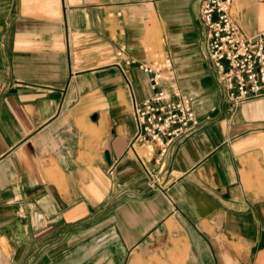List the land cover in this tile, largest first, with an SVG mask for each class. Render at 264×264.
<instances>
[{
	"label": "crops",
	"instance_id": "obj_1",
	"mask_svg": "<svg viewBox=\"0 0 264 264\" xmlns=\"http://www.w3.org/2000/svg\"><path fill=\"white\" fill-rule=\"evenodd\" d=\"M201 0H0V264H264V98L234 108ZM242 33L264 0H232ZM135 61L160 49L198 128L136 157Z\"/></svg>",
	"mask_w": 264,
	"mask_h": 264
},
{
	"label": "built area",
	"instance_id": "obj_2",
	"mask_svg": "<svg viewBox=\"0 0 264 264\" xmlns=\"http://www.w3.org/2000/svg\"><path fill=\"white\" fill-rule=\"evenodd\" d=\"M232 0H201L199 20L204 29V52L215 72L222 96L234 108L246 101L264 98V29L248 37L230 15ZM116 64H135L147 75L150 93L132 100L134 132L128 146L141 164H164L174 144L199 126L192 109V98L177 86L171 60L156 55L135 61L115 51Z\"/></svg>",
	"mask_w": 264,
	"mask_h": 264
},
{
	"label": "rangeland",
	"instance_id": "obj_3",
	"mask_svg": "<svg viewBox=\"0 0 264 264\" xmlns=\"http://www.w3.org/2000/svg\"><path fill=\"white\" fill-rule=\"evenodd\" d=\"M119 47H123V49H124V56L125 57H129V56H126L125 55V48H124V46H119ZM118 48V47H117ZM117 50V49H116ZM115 50V51H116ZM115 51H114V54H115ZM154 54H156V55H166V54H164V53H162L161 52V50L158 48V49H152V50H150L149 51V55H148V57H147V59H143V60H139V61H144V60H149V59H151L152 57H153V55ZM166 56H168V55H166ZM169 57V56H168ZM131 58V57H130ZM170 58V57H169ZM133 59V58H132ZM171 60V59H170ZM174 69V68H173ZM174 73H175V71H174Z\"/></svg>",
	"mask_w": 264,
	"mask_h": 264
}]
</instances>
